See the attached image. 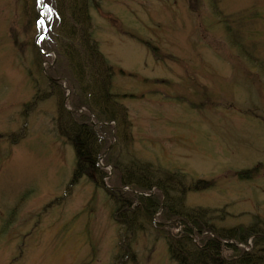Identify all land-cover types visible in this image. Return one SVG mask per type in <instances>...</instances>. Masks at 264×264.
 <instances>
[{
  "label": "rangeland",
  "instance_id": "1",
  "mask_svg": "<svg viewBox=\"0 0 264 264\" xmlns=\"http://www.w3.org/2000/svg\"><path fill=\"white\" fill-rule=\"evenodd\" d=\"M99 1L89 8L95 39L118 70L115 91L133 94L123 100L132 126L124 138L109 125L103 156L213 182L186 204L226 213L219 227L264 223V0ZM54 3L0 0V264H176L155 232L118 261L124 233L108 188L95 176L72 183L59 110L78 120L90 108L66 62L49 72L59 59L38 18L49 21Z\"/></svg>",
  "mask_w": 264,
  "mask_h": 264
},
{
  "label": "trees",
  "instance_id": "2",
  "mask_svg": "<svg viewBox=\"0 0 264 264\" xmlns=\"http://www.w3.org/2000/svg\"><path fill=\"white\" fill-rule=\"evenodd\" d=\"M98 1L55 0L45 46L57 52L59 59L58 67L48 68L49 72H64L66 62V68L78 84L80 105L90 108V115L79 116L78 120L64 108L59 110V137L65 138L76 154L72 183L82 176H95L92 182H96V187H104L107 174L98 162L111 134L112 125L109 124L115 122L119 128L121 125L126 138L132 122L123 103L131 96L115 91L118 70L101 52L92 29L89 8H95L96 4L98 7ZM145 44L154 57L167 59L149 42ZM125 73L119 70V74ZM105 164L111 165L116 175L117 185L106 192L113 202L112 217L124 233L118 261L125 258L140 233L155 232L166 242L169 257L176 264H264V223L223 228L218 226V221L226 217L223 211L187 206L189 193L212 190L213 182L190 180L180 171L164 170L138 159L125 164L121 158L116 161L105 158ZM245 179H250V174ZM125 186L131 191H123ZM135 192L150 193V196H138ZM251 238L254 250L247 253L239 245L247 244Z\"/></svg>",
  "mask_w": 264,
  "mask_h": 264
}]
</instances>
